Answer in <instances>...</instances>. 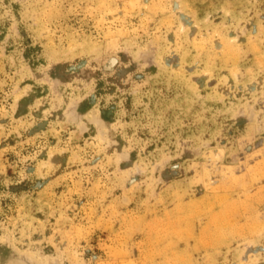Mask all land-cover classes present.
Wrapping results in <instances>:
<instances>
[{
    "label": "rangeland",
    "instance_id": "obj_1",
    "mask_svg": "<svg viewBox=\"0 0 264 264\" xmlns=\"http://www.w3.org/2000/svg\"><path fill=\"white\" fill-rule=\"evenodd\" d=\"M148 263L264 264V0H0V264Z\"/></svg>",
    "mask_w": 264,
    "mask_h": 264
},
{
    "label": "bare ground",
    "instance_id": "obj_2",
    "mask_svg": "<svg viewBox=\"0 0 264 264\" xmlns=\"http://www.w3.org/2000/svg\"><path fill=\"white\" fill-rule=\"evenodd\" d=\"M188 3H189V2H188ZM187 38H189V37H187ZM198 38H199V37H198ZM191 39H192V38H191ZM194 40H196V38H195ZM188 41H189V40H188ZM188 41H187V42H188ZM197 41H198V40H197ZM189 42H190V41H189ZM191 42H193V40H192ZM191 42H190V43H191ZM198 42H199V41H198ZM225 42H226V41H225ZM192 45H194V44H192ZM192 45H191V46H192ZM195 46H196V45H195ZM232 47H233V46H232ZM232 47H231V48H232ZM183 50H184V48H183ZM222 52H223V51H222ZM228 52H229V51H228ZM224 54H225V53H224ZM183 55H184V54H183ZM186 55H188V54H186ZM227 55H228V54H227ZM186 57H187V56H186ZM228 57H229V56H228ZM228 57H227V58H228ZM225 60H226V59H225ZM223 62H224V61H223ZM222 90H223V89H222ZM217 91H218V89H217ZM214 92H215V90H214ZM207 191H208V190H207ZM209 191H210V190H209ZM223 191H224V190H223ZM223 191H220V192L223 193ZM211 192H212V190H211ZM224 193H225V192H224ZM205 194H207V193H205ZM231 196H232V195H231ZM183 197H184V196H183ZM174 198H175V197H174ZM179 198H180V197H179ZM230 198H231V197H230ZM230 198L228 199V201L230 200ZM181 199H182V198H180V201H181ZM205 199H206V198H205ZM225 200H226V199H225ZM190 201H191V200H190ZM183 202H184V199H183ZM222 202H223V201H222ZM226 202H227V201H226ZM226 202H225V203H226ZM207 203H208V202H207ZM178 204H179V203H178ZM218 204H219V203H218ZM220 204H221V203H220ZM180 205H181V204H180ZM196 205H197V204H196ZM198 205H199V203H198ZM228 205H229V204L227 203V206H228ZM175 206H176V205H175ZM181 206H182V205H181ZM194 206H195V205H194ZM207 206H208V205H207ZM213 206H214V205H213ZM213 206H212V207H213ZM197 207H198V206H197ZM173 208H174V207H173ZM201 209H202V208H201ZM205 209H206V208H205ZM207 209H208V208H207ZM210 210H211V209H210ZM170 212H171V211H170ZM175 213H177V212H175ZM208 213H209V212H208ZM224 213H225V212H224ZM173 214H174V213H173ZM181 214H182V212H181ZM197 214H198V213H197ZM169 215H171V214H169ZM165 216H166V215H165ZM173 216H174V215H173ZM231 216H232V215H231ZM237 216H238V215H237ZM195 217H196V216H195ZM204 217H205V216H204ZM171 218H172V217H171ZM188 218H189V217H188ZM197 218H198V217H197ZM209 218H210V217H209ZM191 219H192V217H191ZM204 219H205V218H204ZM187 220H188V219H187ZM205 220H206V219H205ZM213 220H214V219H213ZM223 220H225V219H223ZM238 220H241V219H238ZM196 221H197V220H196ZM230 221H231V220H230ZM201 222H202V221H201ZM206 222H207V221H206ZM238 222H240V221H238ZM189 223H191V222H189ZM210 223H211V222H210ZM221 223H222V222H221ZM227 223H228V222H227ZM204 224H206V223H204ZM207 224H208V223H207ZM212 224H213V223H212ZM239 224H240V223H239ZM186 225H187V224H186ZM189 225H190V224H189ZM197 225H198V224H197ZM210 225H211V224H210ZM148 226H149V225H148ZM170 226H171V225H170ZM213 226H214V225H213ZM213 226H212V227H213ZM171 227H172V226H171ZM182 227H183V226H182ZM187 227H188V226H187ZM230 227H231V226H230ZM168 228H169V226H168ZM173 228H174V227H173ZM226 228H227V227H226ZM233 228H234V227H233ZM233 228H232V230H233ZM235 228H236V226H235ZM241 228H242V227H241ZM185 229H186V228H185ZM187 230H188V229H187ZM224 230H226V229H224ZM235 230H236V229H235ZM183 231H184V229H183ZM215 231H216V230H215ZM222 231H223V230H222ZM196 232H197V229H196ZM223 232L226 233V231H223ZM232 232H233V231H232ZM199 233H200V231H199ZM214 233H215V232H214ZM181 234H182V233H181ZM186 234H188V233H186ZM194 234H195V233H194ZM223 234H224V233H223ZM232 234L236 235L235 233H232ZM214 235H215V234H214ZM214 235H213V236H214ZM234 235H233V236H234ZM150 236H151V235H150ZM224 236H225V235H224ZM224 236H222V237H224ZM236 236H237V235H236ZM236 236H235V237H236ZM162 237H163V236H162ZM227 237H228V236H227ZM184 238H185V237H184ZM188 238H189V235H188ZM190 238H191V237H190ZM211 238H212V236H211ZM219 238H220V236L218 237V239H219ZM160 239H161V238H160ZM170 239H171V238H170ZM170 239H169V240H170ZM231 239L234 240L233 238H231ZM231 239H230V240H231ZM178 240H180V239H178ZM221 240H222V239H221ZM158 241H159V238H158ZM197 241H198V240H197ZM197 241H196V242H197ZM213 241H214V240H213ZM159 242H160V241H159ZM177 242H178V241H177ZM183 242H184V241H183ZM183 242H182V243H183ZM189 242H190V241H189ZM189 242H188V243H189ZM215 242H216V240H215ZM231 242H232V241H231ZM231 242H230V243H231ZM169 243H170V242H169ZM184 243H185V242H184ZM160 244H161V243H160ZM160 244H159V245H160ZM177 244H178V243H177ZM185 244H186V243H185ZM222 244H225V243H222ZM222 244H220V245H222ZM175 245H176V243H175ZM187 245H189V244H187ZM191 245H192V244H191ZM194 245H195V244H194ZM215 245H216V243H215ZM228 245H230V244H228ZM154 246H155V245H154ZM160 246H161V245H160ZM210 246H211V245H210ZM216 246H217V245H216ZM226 246H227V245H226ZM149 247H150V246H149ZM177 247H178V246H177ZM185 247H187V246L185 245ZM195 247H196V246H195ZM219 247H220V246H219ZM160 248H161V247H160ZM188 248H190V247H188ZM191 248H192V247H191ZM200 248H201V247H200ZM200 248H199V249H200ZM227 248H228V247H227ZM184 249H187V248H184ZM194 249H195V248H194ZM146 250H147V249H146ZM153 250H154V249H153ZM189 250H190V249H189ZM154 251H155V250H154ZM169 251H170V250H169ZM190 251H191V250H190ZM196 251H198V250H196ZM209 251H210V250H209ZM217 251H218V250H217ZM230 251H231V250H230ZM194 252H195V251H194ZM186 253H187V252H186ZM189 253H190V252H189ZM191 253H192V252H191ZM232 253H234V252L232 251ZM180 254H181V253H180ZM180 254H179V256H180ZM187 254H188V253H187ZM197 254H198V253H197ZM216 254H217V253H216ZM234 254H235V253H234ZM177 255H178V254H177ZM209 255H210V254H209ZM219 255H220V254H219ZM197 256H198V255H197ZM144 257H145V256H144ZM148 257H150V256H148ZM171 257H172V256H171ZM171 257H170V259H171ZM207 257H208V256H207ZM231 257H232V256H231ZM172 258H173V257H172ZM193 258H194V257H193ZM209 258H210V257H209ZM217 258H218V257L216 256V260H217ZM229 258H230V257H229ZM144 259H145V258H144ZM179 259H180V258H179ZM186 259H187V258H186ZM195 259H197V258H195ZM207 259H208V258H207ZM207 259H206V261H207ZM231 259L234 260V258H231ZM188 260H189V258H188ZM191 260H192V259H191ZM198 260H199V259H198ZM174 261H175V260H174ZM177 261H178V260H177ZM208 261H209V260H208ZM212 261H213V260H212ZM209 262H210V261H209ZM143 263H145V262H143ZM189 263H190V262H189ZM195 263H196V262H195ZM211 263H212V262H211ZM148 264H149V263H148ZM187 264H188V263H187ZM191 264H193V263H191Z\"/></svg>",
    "mask_w": 264,
    "mask_h": 264
}]
</instances>
